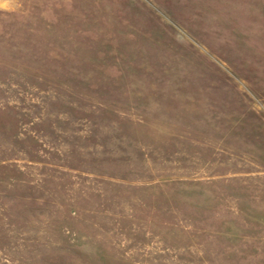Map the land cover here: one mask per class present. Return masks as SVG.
I'll return each instance as SVG.
<instances>
[{
	"label": "rangeland",
	"instance_id": "obj_1",
	"mask_svg": "<svg viewBox=\"0 0 264 264\" xmlns=\"http://www.w3.org/2000/svg\"><path fill=\"white\" fill-rule=\"evenodd\" d=\"M0 264H264V0H0Z\"/></svg>",
	"mask_w": 264,
	"mask_h": 264
}]
</instances>
